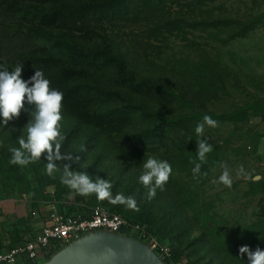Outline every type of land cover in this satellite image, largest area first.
<instances>
[{
	"label": "rangeland",
	"instance_id": "obj_1",
	"mask_svg": "<svg viewBox=\"0 0 264 264\" xmlns=\"http://www.w3.org/2000/svg\"><path fill=\"white\" fill-rule=\"evenodd\" d=\"M68 1L0 0V25H13L10 33L0 35V54L7 47L47 50L38 37L20 31L28 27L63 35L85 49L109 48L123 59L130 76L169 91L158 97L123 87V95L167 121L179 119L178 128L164 139L167 145L136 143L125 151L121 137L145 128L141 118L99 127L74 113L78 101L63 100L61 153L79 160L56 161L49 176L43 156L24 166L10 163V149L19 147L18 137L26 138L32 119L34 106L25 103L19 118L0 126V243L20 244L35 237L42 207L49 217L52 211L88 214L104 206L116 213L126 209L128 219L152 227L180 264H247L246 254L240 257L241 246L264 250V0H129L128 9L110 17L93 15L79 24L68 19L46 23L17 10L20 5L51 10ZM16 65L0 58V67L9 71ZM24 70L22 65L27 81ZM88 70L102 86L122 88L115 67L102 59ZM59 75L62 84L89 82V77ZM122 103L113 98L95 108L99 112ZM205 115L217 125L205 124L197 136L195 128ZM226 115L231 117H220ZM198 139L213 146L205 162L197 156ZM138 148L141 156H136ZM150 157L172 167L169 181L151 200L139 182L142 164ZM196 163H201L198 179L192 172ZM64 165L109 180L113 197H134L139 211L98 200L95 194H76L61 181ZM241 166L247 177L238 175ZM225 167L231 187L219 181Z\"/></svg>",
	"mask_w": 264,
	"mask_h": 264
},
{
	"label": "trees",
	"instance_id": "obj_2",
	"mask_svg": "<svg viewBox=\"0 0 264 264\" xmlns=\"http://www.w3.org/2000/svg\"><path fill=\"white\" fill-rule=\"evenodd\" d=\"M128 5L129 0H71L59 3L51 10L25 5L18 6L17 10L46 23L61 22L64 19H68L72 20L75 24H79L93 15L110 17L112 14L128 9L130 7ZM12 27V24L3 23L0 25V35L10 33ZM20 31L26 36L38 37L43 42V47L47 48V50L38 47L37 49L21 48V50L12 51L11 47H7L0 54V58L12 65L20 62L26 68L23 72L24 75L29 79L35 74L36 70L43 72L45 78L52 82L50 87L63 93V100L70 103L74 101L79 102V110L74 113L82 116L81 118L86 122L107 128L109 125H118V123L122 121L126 122L125 120L128 121L131 118H135V116L141 118L143 123H145V128L133 133L132 136L121 137L123 140L121 144L123 150L127 151V145L138 146L136 143L147 146L150 143L158 145L163 143V145H167L166 142L164 143V139L170 136L171 129L178 128L179 119L167 121L161 116L160 112L152 110L144 104L137 103L132 98H126L122 91L124 87L136 93L164 97L165 94H169L166 87L159 84L155 85L149 81H138L130 76L126 71V64L123 59L111 52L109 48L85 49L76 44L69 43L63 35L42 28L35 30L28 27L26 31ZM3 49L4 47L0 43V52ZM100 59L115 67L119 85L122 88L113 89L102 86L93 77V74L89 73L88 67ZM62 73L79 77L83 80L89 77V82L82 80L78 82L76 80L63 84L58 83L57 79L60 76L59 74ZM113 98H118L123 103L117 107H110L103 111L99 110V112L95 108L96 104ZM201 117L204 119V116ZM220 117L229 118L231 115ZM147 139L148 142H146ZM137 150L136 156H141L143 151L139 148ZM125 211L128 212L125 209L123 212L118 211L117 213L127 217L124 213ZM149 229L150 232L153 231L150 226ZM152 233L154 234V232ZM128 235L140 240L134 234L128 233ZM164 261L166 264H174L165 259Z\"/></svg>",
	"mask_w": 264,
	"mask_h": 264
},
{
	"label": "clouds",
	"instance_id": "obj_3",
	"mask_svg": "<svg viewBox=\"0 0 264 264\" xmlns=\"http://www.w3.org/2000/svg\"><path fill=\"white\" fill-rule=\"evenodd\" d=\"M63 93L50 87V81L45 78L44 73L36 70L29 80L22 79V64L18 63L14 70L0 67V126L4 127L10 121L19 118L25 103L34 106L31 111L32 119L26 125V138L24 135L18 137V148H11L13 165H27L41 160L43 156L47 160L46 174L52 176L57 169L56 161L79 160V156L73 157L71 153H61V141L64 137L60 131L62 120ZM205 124L215 127L217 122L210 116L205 115L203 122L199 123L195 132L201 136ZM197 156L200 162L206 161V154L212 151L213 146L207 139L197 140ZM143 173L139 176V182L147 189V198L155 197L157 189L163 190L172 174V167L167 161L148 158L142 164ZM201 163H196L192 169L194 179H198ZM247 177L243 167L239 169L238 175ZM61 181L64 185L74 190L76 194L88 196L95 194L98 200H109L112 204H122L127 208L139 211L134 197H125L116 194L113 197L112 184L109 180L93 179L86 172L74 171L70 165L63 166ZM219 181L227 187H231L232 179L227 167L219 177ZM241 259L247 256V264H264V250L257 247L252 250L244 245L239 248Z\"/></svg>",
	"mask_w": 264,
	"mask_h": 264
},
{
	"label": "built area",
	"instance_id": "obj_4",
	"mask_svg": "<svg viewBox=\"0 0 264 264\" xmlns=\"http://www.w3.org/2000/svg\"><path fill=\"white\" fill-rule=\"evenodd\" d=\"M134 234L148 244L163 260L180 264L169 243L158 239L144 224L131 221L120 213L104 206H96L88 214H71L52 211L39 233L5 251H0V264H39L55 253L94 232Z\"/></svg>",
	"mask_w": 264,
	"mask_h": 264
},
{
	"label": "water",
	"instance_id": "obj_5",
	"mask_svg": "<svg viewBox=\"0 0 264 264\" xmlns=\"http://www.w3.org/2000/svg\"><path fill=\"white\" fill-rule=\"evenodd\" d=\"M39 264H166L146 243L112 232L87 234Z\"/></svg>",
	"mask_w": 264,
	"mask_h": 264
},
{
	"label": "crops",
	"instance_id": "obj_6",
	"mask_svg": "<svg viewBox=\"0 0 264 264\" xmlns=\"http://www.w3.org/2000/svg\"><path fill=\"white\" fill-rule=\"evenodd\" d=\"M42 216H43V218H42ZM48 209L47 208H45V207H42L41 209H40V211H39V214L37 215V219H39V223H38V227H40V228H42L43 226H44V224L47 222V219H48ZM39 233V232H38ZM21 244V243H20ZM16 245H18V244H9V243H7L6 245L5 244H2V243H0V251H5V250H7V249H9V248H11V247H14V246H16Z\"/></svg>",
	"mask_w": 264,
	"mask_h": 264
}]
</instances>
